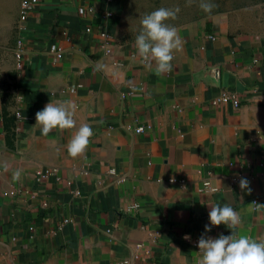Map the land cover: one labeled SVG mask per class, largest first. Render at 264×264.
<instances>
[{
  "label": "crops",
  "instance_id": "obj_1",
  "mask_svg": "<svg viewBox=\"0 0 264 264\" xmlns=\"http://www.w3.org/2000/svg\"><path fill=\"white\" fill-rule=\"evenodd\" d=\"M23 1L0 0V264H199L202 234L264 241V0H39L24 21ZM158 8L181 40L161 75L135 47ZM64 101L74 126L42 135L36 112ZM225 204L240 224L205 232Z\"/></svg>",
  "mask_w": 264,
  "mask_h": 264
},
{
  "label": "clouds",
  "instance_id": "obj_2",
  "mask_svg": "<svg viewBox=\"0 0 264 264\" xmlns=\"http://www.w3.org/2000/svg\"><path fill=\"white\" fill-rule=\"evenodd\" d=\"M201 7L210 12L212 4L204 0ZM177 10L158 8L147 13L141 20V29L135 37V47L146 67H151L155 61L154 71L161 75L172 70L173 50L178 48L181 40L175 27L167 21L174 18ZM76 105L72 101L60 104L49 102L35 114L36 123L40 126L42 135L47 136L53 129H70L74 126ZM93 130L88 124L82 125L67 145L70 156L82 154L89 144ZM20 171L13 174L14 179L20 178ZM249 180L241 177V190L251 191ZM239 214L229 205H212L209 211V224L205 232H210L212 226L225 225L228 229H236L240 224ZM184 239H190L185 235ZM197 247L202 252L199 264H264V241H257L244 234L230 231L216 237L201 235Z\"/></svg>",
  "mask_w": 264,
  "mask_h": 264
},
{
  "label": "built area",
  "instance_id": "obj_3",
  "mask_svg": "<svg viewBox=\"0 0 264 264\" xmlns=\"http://www.w3.org/2000/svg\"><path fill=\"white\" fill-rule=\"evenodd\" d=\"M38 1L39 0H24L22 2V4H21V15H20L21 20L24 21L26 19L27 14L31 10L34 9V7L38 4ZM101 35L107 40H111V38H112V36L108 32H105V31L102 32ZM217 99L221 100V101H227L229 99H233V96L229 95V94H226V93H222L221 96H219ZM213 103H216V100H213ZM234 103H235V105H238L237 101H234ZM17 117H20V113H17ZM145 128L146 127L144 125H137L135 127V131L136 132H142V131H144ZM54 170H55L54 168L48 169V170L42 172L41 175L45 176L47 173H52ZM201 190H210V191H212L213 188L210 187L208 181H205L203 183V186H202ZM253 203L256 204L257 200H253ZM133 207H137V205L134 204Z\"/></svg>",
  "mask_w": 264,
  "mask_h": 264
}]
</instances>
